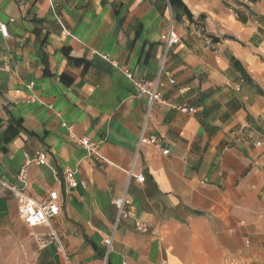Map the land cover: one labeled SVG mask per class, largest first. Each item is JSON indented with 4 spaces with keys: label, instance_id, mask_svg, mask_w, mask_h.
Masks as SVG:
<instances>
[{
    "label": "crops",
    "instance_id": "crops-1",
    "mask_svg": "<svg viewBox=\"0 0 264 264\" xmlns=\"http://www.w3.org/2000/svg\"><path fill=\"white\" fill-rule=\"evenodd\" d=\"M169 12L178 42L147 130L161 144L138 146L147 98L132 79L157 78ZM0 23V178L20 185L22 171L29 196L61 193L50 227L70 260L264 264V0H0ZM35 152L43 161L26 164ZM66 169L74 188L55 180ZM123 195L132 216L115 224ZM22 228L36 242L31 264H63L36 241L48 229L28 228L1 190L0 248Z\"/></svg>",
    "mask_w": 264,
    "mask_h": 264
},
{
    "label": "built area",
    "instance_id": "built-area-1",
    "mask_svg": "<svg viewBox=\"0 0 264 264\" xmlns=\"http://www.w3.org/2000/svg\"><path fill=\"white\" fill-rule=\"evenodd\" d=\"M0 35L3 38L8 37L6 26L0 23ZM161 40L165 44L164 54L160 61V68L158 72L157 78L153 82L143 81L139 79H132V83L139 95H143L147 98V112L144 116L143 122L141 124V129L139 133L138 143L137 145H152L156 148H160L161 140L154 134H148V118L152 107L155 104L163 103L160 96V74L163 72V66L165 63V58L167 55L168 49L178 42V37L174 30V20L172 18L171 13L169 12V23L167 29L163 35H161ZM101 58L108 61L111 65L116 67V63L114 61H109L107 57L101 55ZM170 84H175V80L173 78H169ZM33 83H29V87L32 86ZM35 98L31 97V101H34ZM181 112H186L187 108L184 106L176 107ZM61 126L66 128L68 139L74 142L76 145L83 148L87 155H98V150L95 144L88 142L86 139L82 137H77L74 134L73 127L66 125V123H61ZM257 143H254L256 146ZM168 150H162V154L166 155ZM43 161V157L40 152H35L32 157L26 158V164L32 162ZM22 171L19 174L18 181L20 185H14L8 183L0 178V191L6 190L10 193V195L16 201V213L17 217L20 221H22L28 228L35 227H44L48 229L46 235L37 236V242L42 247H46L49 244L54 243L58 252L61 254L63 259V264H78L66 255L64 252L63 246L61 245L56 233L50 227V222L52 219L57 217L62 210V206L64 204V197L61 195L59 191L51 190L49 191L45 197L41 199H36L27 194L28 183L22 177H20ZM136 182L142 183L144 181L143 176H134ZM55 180L60 184L63 183L66 188H74L77 186V181L75 179V171L66 169L62 174V179L55 178ZM113 204L116 208V219L115 224H117L121 219L130 218L132 216L131 211L127 208L130 204L129 200L123 195L120 198H117L113 201ZM134 228L136 232L146 233L149 230V226L144 222L136 220L134 222ZM105 244L107 247V252H109L111 245V238L105 240ZM105 264V263H104ZM127 264V263H122Z\"/></svg>",
    "mask_w": 264,
    "mask_h": 264
},
{
    "label": "rangeland",
    "instance_id": "rangeland-1",
    "mask_svg": "<svg viewBox=\"0 0 264 264\" xmlns=\"http://www.w3.org/2000/svg\"><path fill=\"white\" fill-rule=\"evenodd\" d=\"M2 237L4 241V233L2 234ZM36 249V242L33 240V236L30 235L26 229L22 228L18 232L16 245L12 244V246L9 247L8 245L5 246L3 242V245L0 248V257L3 258L1 264H31ZM9 261H11V263Z\"/></svg>",
    "mask_w": 264,
    "mask_h": 264
},
{
    "label": "trees",
    "instance_id": "trees-1",
    "mask_svg": "<svg viewBox=\"0 0 264 264\" xmlns=\"http://www.w3.org/2000/svg\"><path fill=\"white\" fill-rule=\"evenodd\" d=\"M170 1V0H169ZM188 17H189V19H191V16L190 15H188Z\"/></svg>",
    "mask_w": 264,
    "mask_h": 264
}]
</instances>
